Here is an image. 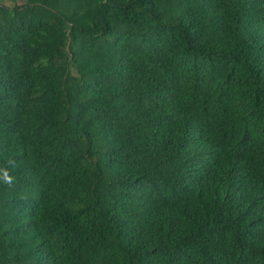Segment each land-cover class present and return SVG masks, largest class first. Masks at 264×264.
Wrapping results in <instances>:
<instances>
[{"label": "trees", "instance_id": "trees-1", "mask_svg": "<svg viewBox=\"0 0 264 264\" xmlns=\"http://www.w3.org/2000/svg\"><path fill=\"white\" fill-rule=\"evenodd\" d=\"M8 1L0 264H264V0Z\"/></svg>", "mask_w": 264, "mask_h": 264}, {"label": "clouds", "instance_id": "clouds-1", "mask_svg": "<svg viewBox=\"0 0 264 264\" xmlns=\"http://www.w3.org/2000/svg\"><path fill=\"white\" fill-rule=\"evenodd\" d=\"M3 179L5 183L11 185L12 184V177L8 175L7 171H4Z\"/></svg>", "mask_w": 264, "mask_h": 264}, {"label": "rangeland", "instance_id": "rangeland-1", "mask_svg": "<svg viewBox=\"0 0 264 264\" xmlns=\"http://www.w3.org/2000/svg\"><path fill=\"white\" fill-rule=\"evenodd\" d=\"M3 1L4 4H9L10 2L8 0H0ZM19 2H21V0H18Z\"/></svg>", "mask_w": 264, "mask_h": 264}]
</instances>
